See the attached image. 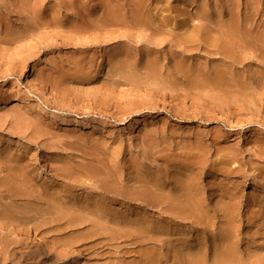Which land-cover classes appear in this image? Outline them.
Here are the masks:
<instances>
[{"label": "rangeland", "instance_id": "1", "mask_svg": "<svg viewBox=\"0 0 264 264\" xmlns=\"http://www.w3.org/2000/svg\"><path fill=\"white\" fill-rule=\"evenodd\" d=\"M0 264H264V0H0Z\"/></svg>", "mask_w": 264, "mask_h": 264}, {"label": "bare ground", "instance_id": "2", "mask_svg": "<svg viewBox=\"0 0 264 264\" xmlns=\"http://www.w3.org/2000/svg\"><path fill=\"white\" fill-rule=\"evenodd\" d=\"M77 121V120H76ZM77 125V124H76ZM196 258H198V257H196ZM200 258V257H199ZM200 260V259H199ZM202 260V259H201Z\"/></svg>", "mask_w": 264, "mask_h": 264}]
</instances>
